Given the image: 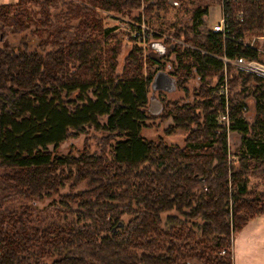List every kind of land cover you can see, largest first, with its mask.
Instances as JSON below:
<instances>
[{
  "label": "trees",
  "instance_id": "1",
  "mask_svg": "<svg viewBox=\"0 0 264 264\" xmlns=\"http://www.w3.org/2000/svg\"><path fill=\"white\" fill-rule=\"evenodd\" d=\"M143 1L148 17L155 6L168 3L89 0L79 7L73 0H17L0 5V264H235V234L264 214V193L248 189L250 168L264 164V76L222 59L264 62L258 43L251 48L238 42L264 36V0L225 4L228 38L210 29L204 40L187 33L183 38L199 50L174 43L177 85L195 74L201 81L195 102L168 108L173 124L166 132L188 130L184 146L142 132L149 110L163 102L154 103L150 95L155 82L162 88V57L144 58L137 43L119 76L122 41L105 46L113 29L104 28L98 10L131 13ZM61 3L80 15L79 24L51 23V9ZM34 7L42 14L37 20ZM205 10L196 8L193 25ZM34 21L38 34L51 28L39 41L53 48L48 55L2 46L8 28L24 35ZM182 30L177 28V39ZM242 78L256 82L252 125L244 102L229 98L228 109L219 90L225 79L232 86ZM227 110L229 121L220 122ZM89 128L102 133H93L97 150L87 137L79 154L59 152ZM228 129L242 134L239 167L227 148ZM72 176L91 187L61 194ZM46 197L53 198L34 215L36 202ZM68 199L78 206V222L61 217L72 210ZM15 201L22 204L11 206ZM52 210L55 218L49 221ZM173 210L185 219L173 216L165 225L163 213Z\"/></svg>",
  "mask_w": 264,
  "mask_h": 264
},
{
  "label": "rangeland",
  "instance_id": "2",
  "mask_svg": "<svg viewBox=\"0 0 264 264\" xmlns=\"http://www.w3.org/2000/svg\"><path fill=\"white\" fill-rule=\"evenodd\" d=\"M77 4H79V7L81 5H89V0H73ZM153 3L156 4L157 0H151ZM148 5L147 2L143 1L142 7L138 9H134L131 13H119L114 11H103L98 10L97 17H101L103 19V26L106 29H113L110 34L107 36V43H105V46H111L113 45L118 39L122 41V48L120 49V53L118 56V65L116 68L117 75H121L122 72L125 69L126 65V59L128 55L131 53L132 48L137 43L142 46V52L141 54H144L143 57L145 58L146 55L151 54V49H149V42L150 41H157L159 39L150 38V41L148 43L143 44L137 42L135 39L130 37V39H127V36H131L132 31L134 30L135 25L134 22L139 20V16L144 13L145 19L149 25V27H152L155 30H160L163 33L171 34L176 37V31L177 28H182L181 36L178 38L180 42H167V39L163 40L164 43L167 45H170L171 47L174 46V43H182L185 44L187 47H193L191 44H187L183 41V38L185 37L186 33L189 38L197 37L200 40H204L207 34L209 33L210 29H213V26L218 23L222 16V9H221V0H168L167 6L165 8H158V6L154 7V11L151 16L148 17V15L145 13V7ZM68 7L70 5H67L65 3L59 4L58 7H54L51 9V23L53 25L57 24H65V23H73V24H79L80 22V15L73 11L70 7L68 10ZM197 7H206V12H202L199 16L197 22L195 25L194 19L192 18L194 15V12ZM38 7L33 8V17L37 20L39 17L41 18L42 14L37 9ZM39 26V22L34 21L30 28L26 31V33L23 35H19L13 31H11L10 28L7 29V37L5 41H3L1 44L4 47H12L16 50L17 47H21L23 50H27L28 48L36 49L40 53L44 55H48L50 51L53 49L52 47H42L39 44L40 39H42L41 36H46L48 34V31L51 30L50 26L48 28H45L41 31V34H38V32L35 31L37 27ZM192 26V29H186V27ZM90 30H88L89 32ZM40 35V36H39ZM114 36L113 38H111ZM251 36L247 37L245 40L252 42L254 40L255 45L260 46V50H262L263 58H264V36H260V38L253 39ZM133 41H131L132 39ZM137 44V45H138ZM196 50H199L198 48H194ZM150 50V51H149ZM172 50V51H171ZM128 53V54H127ZM176 52L174 51V48L169 49L165 54H163L162 60L165 64V71L168 73V75L172 76V72L175 68L176 62ZM127 55V56H126ZM125 62V63H124ZM261 63V62H260ZM261 64L264 65V62ZM124 66V67H123ZM104 68H106V64L104 65ZM123 68V69H122ZM122 70V72H121ZM249 71V70H248ZM256 74L261 75L259 72L251 71ZM234 73L238 74V71H235ZM164 74H161L159 76V79L162 80ZM264 75H261V77ZM173 77V76H172ZM174 78V77H173ZM177 78V77H176ZM247 78H242L236 85H232L229 83V98L233 99L234 102L236 101H242L244 102V108L243 113L246 119H248V123L250 125L253 124L256 117V109H255V98L253 96L254 88H255V81L253 78L248 79V81L244 82ZM176 80V79H174ZM228 80V79H227ZM211 83L214 84L215 80H211ZM201 81L200 78L195 74L192 78L189 79V81L182 86L179 81V85H177L176 81L175 84L170 86L169 88H156L150 91V95H153V102L157 103L159 99H163V103L159 109H156L155 107L152 111L149 110V120L147 121L148 126L143 129V135L147 137L148 139H153L155 141H158L159 138H163L164 141L168 144H178L180 146L185 145V139L188 136V130L186 129H176V131L172 133L166 132L168 128L173 124L172 116L169 115V109L173 103H193L196 101L197 93L200 89ZM158 97V98H157ZM227 100V101H228ZM230 102L228 101V109L230 106ZM161 111V113H160ZM229 112V110H227ZM160 114V115H159ZM222 116V115H221ZM220 116V122H222V117ZM101 123H105L107 121V116L100 117ZM90 129V133H81L77 137H72L66 142H64L60 148V153H68L72 151L75 154H79L80 151L85 146V140L87 137H89V143L91 146V150L95 151L97 150V141L98 139L93 136V133H95L98 136H102V133L94 132L92 128ZM238 134V135H237ZM233 135V136H232ZM241 136V138H240ZM228 147L231 159L235 162V167L240 166V162L238 161V153L241 151L240 146L242 143V134L238 131H231L228 129ZM241 142V143H240ZM53 146H51L52 148ZM240 150V151H239ZM263 169L264 164H262V167H251L250 168V174L249 175V183H248V189L253 190L257 193H264V175H263ZM65 186L61 188V194L63 195H74L77 192L89 189L91 187V184L89 181H76V179L72 176L68 180H66ZM53 197H46L44 200H38L36 202L37 209L35 210L34 215H37L38 209L44 208V206H47V204L50 202V200ZM59 199V196L56 197ZM14 205L19 207L22 202L15 201ZM27 201L25 203L28 204ZM69 206L72 210H68L65 214L62 213L61 217L63 219H70L74 222H78L80 220V215L77 211L78 206L76 203H74L72 200L68 199ZM56 211L52 210L50 213H48L46 216H48L47 220L53 221L55 218ZM178 216L182 219H185L183 214L178 213L177 211H169L163 213L164 217V223L165 225H168L171 223V217ZM130 215H123V219L125 221L130 220ZM86 222L85 220H82L80 223ZM235 240V236H234ZM234 246V245H233Z\"/></svg>",
  "mask_w": 264,
  "mask_h": 264
},
{
  "label": "built area",
  "instance_id": "3",
  "mask_svg": "<svg viewBox=\"0 0 264 264\" xmlns=\"http://www.w3.org/2000/svg\"><path fill=\"white\" fill-rule=\"evenodd\" d=\"M229 2V0H221V9H222V16L220 18V20L218 21V23H216V25L213 26V30L216 32H220L222 33L224 38H228L227 35L230 31L229 28V15L225 14L224 12V7L225 4ZM134 25L136 28H134V30L132 31L131 36H127V39H130V37H132L133 39H135L137 42L139 43H143L146 44L148 43V41H150V38H152L153 36H155L154 38L159 39V40H170L172 42H180L179 39H177L175 36L171 35V34H166L163 33L160 30H155L152 27H149L144 13H142V15L139 16V20L134 22ZM260 38V36H256L253 37V39H257ZM238 42H242L244 44H247L251 47H256L254 40L252 42L246 41L245 39H239ZM224 62L226 63H230L232 65H237L238 67L245 69V70H249L251 71H255V72H259L258 70H261L264 72V65L261 64L258 61L255 60H247L245 58H238V59H227V58H222ZM263 72H259L262 74H264ZM220 92L227 98L229 97V84H228V80L225 79V81L220 85L219 88ZM222 120L223 121H229V112H225L224 114H222ZM222 253H225V251H222Z\"/></svg>",
  "mask_w": 264,
  "mask_h": 264
},
{
  "label": "crops",
  "instance_id": "4",
  "mask_svg": "<svg viewBox=\"0 0 264 264\" xmlns=\"http://www.w3.org/2000/svg\"><path fill=\"white\" fill-rule=\"evenodd\" d=\"M17 0H0V5ZM235 264H264V214L253 219L235 234Z\"/></svg>",
  "mask_w": 264,
  "mask_h": 264
},
{
  "label": "water",
  "instance_id": "5",
  "mask_svg": "<svg viewBox=\"0 0 264 264\" xmlns=\"http://www.w3.org/2000/svg\"><path fill=\"white\" fill-rule=\"evenodd\" d=\"M174 48V46H170L164 43L163 40H157V41H150L149 42V49H151V54L156 56V57H161L163 54H165L169 49ZM162 73H165L168 75V73L166 71H162ZM264 75V74H262ZM172 78V84H175V80L174 78L171 76ZM158 84L155 82L154 83V89H156L158 86Z\"/></svg>",
  "mask_w": 264,
  "mask_h": 264
},
{
  "label": "flooded vegetation",
  "instance_id": "6",
  "mask_svg": "<svg viewBox=\"0 0 264 264\" xmlns=\"http://www.w3.org/2000/svg\"><path fill=\"white\" fill-rule=\"evenodd\" d=\"M162 74H164L163 75L164 78L160 82L161 86L165 88H169L170 86H172V78L170 75H167L165 73H162ZM152 100H154V98Z\"/></svg>",
  "mask_w": 264,
  "mask_h": 264
},
{
  "label": "bare ground",
  "instance_id": "7",
  "mask_svg": "<svg viewBox=\"0 0 264 264\" xmlns=\"http://www.w3.org/2000/svg\"><path fill=\"white\" fill-rule=\"evenodd\" d=\"M230 20V19H229ZM230 26V25H229ZM212 31V30H211ZM233 33V32H232ZM222 34V33H221ZM234 36V35H233ZM132 39V38H131ZM225 39V38H224ZM129 40V39H128ZM227 40V39H226ZM228 40H230V39H228ZM244 40V39H243ZM131 41H133V39L131 40ZM165 42V41H164ZM249 46V45H248ZM192 47V46H191ZM252 48V47H251ZM150 51V50H149ZM172 51V50H171ZM128 54V53H127ZM127 56V55H126ZM163 56V55H162ZM157 59V58H156ZM161 59V58H160ZM125 63V62H124ZM124 67V66H123ZM123 69V68H122ZM259 72H263V71H261V70H258ZM121 72H122V70H121ZM264 73V72H263ZM176 81V80H175ZM222 84V83H221ZM229 84V83H228ZM222 97H224L223 95H222ZM158 98V97H157ZM229 101V100H228ZM163 103V102H162ZM150 108H151V106H150ZM152 111V110H151ZM154 111V110H153ZM160 113H161V111H160ZM160 115V114H159ZM238 135V134H237ZM233 136V135H232ZM240 138H241V136H240ZM241 143V142H240Z\"/></svg>",
  "mask_w": 264,
  "mask_h": 264
}]
</instances>
